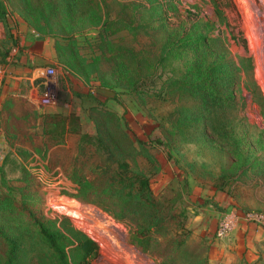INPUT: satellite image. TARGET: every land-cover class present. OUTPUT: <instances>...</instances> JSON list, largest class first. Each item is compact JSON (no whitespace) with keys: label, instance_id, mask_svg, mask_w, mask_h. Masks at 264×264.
I'll list each match as a JSON object with an SVG mask.
<instances>
[{"label":"rangeland","instance_id":"obj_1","mask_svg":"<svg viewBox=\"0 0 264 264\" xmlns=\"http://www.w3.org/2000/svg\"><path fill=\"white\" fill-rule=\"evenodd\" d=\"M212 65L229 78L215 96L177 82ZM45 67L54 105L35 101ZM95 122L119 160L152 166L150 191L187 236L180 254L162 240L142 253L123 224L74 199L65 174L81 136L84 157L103 147ZM22 196L47 227L65 220L94 242L90 264H264V240L248 253L235 236L264 225L214 237L223 212L264 217V0H0V264H49L9 201Z\"/></svg>","mask_w":264,"mask_h":264},{"label":"trees","instance_id":"obj_2","mask_svg":"<svg viewBox=\"0 0 264 264\" xmlns=\"http://www.w3.org/2000/svg\"><path fill=\"white\" fill-rule=\"evenodd\" d=\"M204 42L207 43L204 40L201 44L203 45ZM212 42L210 41V44ZM206 58L204 57L202 64ZM220 68L221 70L215 69L213 65L202 68L199 74L184 76L177 82L181 85L180 87L184 85L186 88L194 84H204L205 95L215 96L214 91L226 88V81L229 79L226 74L222 75L226 69ZM138 95L141 93L138 92ZM93 100L96 102L95 99ZM101 117L112 121L117 126L118 120L114 116L102 113ZM95 128L96 138L100 140L99 144L103 147L95 146L90 152V157H84L82 147L86 145L84 140L88 137L81 136L76 156L65 174L66 178L77 187V195L74 199L94 205L115 222L123 224L128 230V241L142 253H150L157 240H162L164 243L161 244L172 247L174 253L180 254L182 246L186 244L187 236L181 222L178 223L180 215L174 214L172 210L173 204L164 200L163 197L154 196L150 191L149 173L152 166L148 165L150 168L145 172L143 169L131 167L126 160H119L115 150L106 145L99 136L96 122ZM151 144L165 145L159 140H154ZM94 155L100 160L91 164L90 161ZM3 199L4 203L8 201ZM9 201L17 212L27 218V223L37 231L41 245L47 250L44 254L36 252L38 262L42 263L47 256L49 264H90L97 257L94 242L65 220L61 222L53 220L51 227H47L46 222H42L37 215L28 210L27 206H32L33 198L22 196L18 200L10 198ZM2 238L10 243L6 237L2 236ZM9 245L13 247L12 243Z\"/></svg>","mask_w":264,"mask_h":264},{"label":"built area","instance_id":"obj_3","mask_svg":"<svg viewBox=\"0 0 264 264\" xmlns=\"http://www.w3.org/2000/svg\"><path fill=\"white\" fill-rule=\"evenodd\" d=\"M54 71L52 68H37L32 74V79L41 86L42 90L38 93L35 101L42 105H54L56 101V89L54 81ZM239 221L264 225V217L253 212L238 213L235 210L223 212L216 223L214 237L217 241L228 240Z\"/></svg>","mask_w":264,"mask_h":264},{"label":"crops","instance_id":"obj_4","mask_svg":"<svg viewBox=\"0 0 264 264\" xmlns=\"http://www.w3.org/2000/svg\"><path fill=\"white\" fill-rule=\"evenodd\" d=\"M240 228L242 231L241 233H235L236 238L238 239L240 237V240L243 241L242 244H244V248L248 249V253L255 252L258 244L256 241L264 240L263 229L253 225H241Z\"/></svg>","mask_w":264,"mask_h":264}]
</instances>
